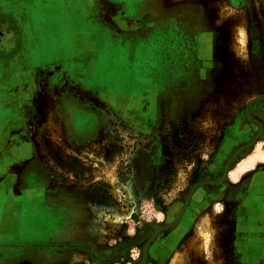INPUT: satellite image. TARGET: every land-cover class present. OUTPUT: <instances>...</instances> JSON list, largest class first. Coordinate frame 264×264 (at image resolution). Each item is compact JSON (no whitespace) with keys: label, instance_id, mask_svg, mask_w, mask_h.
<instances>
[{"label":"rangeland","instance_id":"obj_1","mask_svg":"<svg viewBox=\"0 0 264 264\" xmlns=\"http://www.w3.org/2000/svg\"><path fill=\"white\" fill-rule=\"evenodd\" d=\"M77 22V118L16 75L0 94V264H141L151 236L144 264H264V0H77Z\"/></svg>","mask_w":264,"mask_h":264},{"label":"crops","instance_id":"obj_2","mask_svg":"<svg viewBox=\"0 0 264 264\" xmlns=\"http://www.w3.org/2000/svg\"><path fill=\"white\" fill-rule=\"evenodd\" d=\"M77 24V0H0V44L4 41L15 50L0 64V94L7 91L13 75L18 80L24 78L27 85L39 75L49 83L61 76L72 81L76 90ZM10 89L13 91V86ZM1 186L0 182V212L2 204L5 208L0 217L5 221H0V242L18 238L16 218L10 215L12 201L3 197L8 190Z\"/></svg>","mask_w":264,"mask_h":264},{"label":"flooded vegetation","instance_id":"obj_3","mask_svg":"<svg viewBox=\"0 0 264 264\" xmlns=\"http://www.w3.org/2000/svg\"><path fill=\"white\" fill-rule=\"evenodd\" d=\"M169 27L171 28L170 25H169ZM11 35H13V34H11ZM158 35L161 36L160 33ZM15 37L17 38V35ZM169 41H170V39H169ZM151 47H152L151 44H146V41H145V42H143L140 50L142 52H144L145 54H150ZM154 53H156V50L154 51ZM82 71H83V68L77 66V79H78V77L82 76ZM35 78L36 77H34V79ZM34 79L32 82L35 83L37 86L42 85V87L45 88V91L47 92L46 94L51 96V98H53V100H55V105H57V106L61 105L63 107L66 118H77V89L76 90L74 89L72 81L65 79V78H62L61 76H60V78L55 76L52 79V82H50V83L48 81L47 82L42 81V78H40V75H39V77H37L36 80H34ZM26 84L27 83H25V85ZM80 84L85 85L86 87L87 86L90 87L88 85V83L87 84L80 83ZM23 87H24V89H26V87L24 85H23ZM240 150H242V148H240L237 152H239ZM146 252H147V249H146Z\"/></svg>","mask_w":264,"mask_h":264},{"label":"bare ground","instance_id":"obj_4","mask_svg":"<svg viewBox=\"0 0 264 264\" xmlns=\"http://www.w3.org/2000/svg\"><path fill=\"white\" fill-rule=\"evenodd\" d=\"M179 217H180V215H179L178 218L174 221V223L171 224L170 226L177 224V222L179 221ZM202 229H203V224H201V229H200V230H202ZM149 242H150V239L146 242V245H145V248H144L145 251H146V248H147ZM178 258H179V261H180L179 263H182V260H184V259H183L184 257H182V256H179V257L175 256V257L170 261L169 264H174V263L176 262V260H178Z\"/></svg>","mask_w":264,"mask_h":264},{"label":"water","instance_id":"obj_5","mask_svg":"<svg viewBox=\"0 0 264 264\" xmlns=\"http://www.w3.org/2000/svg\"><path fill=\"white\" fill-rule=\"evenodd\" d=\"M176 225V224H175ZM175 225H172V226H167L166 228H171V227H174ZM152 238H153V236H151V238H150V241L152 240ZM150 243V242H149ZM146 245V244H145ZM145 245H144V248H145ZM143 248V260H142V262H141V264H144V262H145V259H146V251H145V249ZM147 249V248H146Z\"/></svg>","mask_w":264,"mask_h":264}]
</instances>
